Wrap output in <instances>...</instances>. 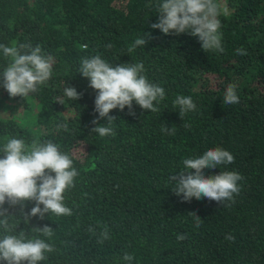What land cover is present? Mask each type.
<instances>
[{"label":"trees","instance_id":"16d2710c","mask_svg":"<svg viewBox=\"0 0 264 264\" xmlns=\"http://www.w3.org/2000/svg\"><path fill=\"white\" fill-rule=\"evenodd\" d=\"M161 2L0 0V44L39 45L54 60L52 77L35 93L10 97L0 87V107L8 111L0 113V148L6 138L26 145L52 141L78 171L75 187L64 194L71 216L45 214L27 224L19 214L13 217L17 231L53 245L55 251L38 264H264V0H219L228 10L219 17L223 53L205 52L187 33L166 35L151 28ZM145 33L152 37L147 44L128 53ZM96 55L113 66L142 63V74L165 90L160 111L142 110L133 102L134 115L125 107L109 113L115 121L99 120L114 135L91 131L98 116L96 91L78 70L83 59ZM8 63L0 50V71ZM229 84L236 86L237 104L223 103ZM66 85L81 98L68 99ZM178 95L196 104L182 119L173 105ZM20 106L34 108L33 125L10 115ZM63 124L67 131L59 127ZM164 125L174 127L175 134L162 132ZM217 147L229 151L234 162L205 168L203 174L239 173L243 179L234 202L183 201L173 193L170 178L186 170L184 159ZM33 206L27 202L25 212ZM3 207L19 212L18 205ZM193 211L200 227L188 214ZM45 225L54 230L51 239L32 230ZM105 227L109 239L99 243ZM182 234L186 238L178 241ZM125 253L134 259L125 261Z\"/></svg>","mask_w":264,"mask_h":264},{"label":"clouds","instance_id":"9594fccd","mask_svg":"<svg viewBox=\"0 0 264 264\" xmlns=\"http://www.w3.org/2000/svg\"><path fill=\"white\" fill-rule=\"evenodd\" d=\"M157 7L159 19L151 28L159 29L166 35L187 33L198 38L205 52H224L219 17L226 15L228 10L219 0H162ZM151 38L150 33H145L128 46L127 52L133 53L138 47H144ZM0 50L9 59L7 66L0 71V87L10 97L22 98L35 93L38 86L46 84L53 75L54 60L51 56H45L39 45L32 47L30 44L13 41L11 46L0 44ZM236 52L238 55H246L243 49H237ZM143 71L142 63H119L113 66L99 55L81 61L78 72L88 78L89 87L96 91L94 112L98 116L92 121L96 127L91 131L101 137L114 135V129L100 126L99 120L105 119L111 123L115 118L109 113L113 109L123 110L125 107L130 115H134L133 102L142 110L152 113L160 111L158 105L165 99V90L150 83L142 74ZM235 89L234 84L227 85L224 104L239 103ZM64 95L76 101L82 93L66 85ZM173 105L178 106L181 119L196 109L190 96L178 95ZM184 126L190 127L188 124ZM59 127L68 130L67 124ZM161 131L174 135L176 130L164 125ZM0 153L3 154V158H0V229L3 231L0 237V261L5 264H38L47 259L46 253L55 251L53 245L44 239L29 237L25 230L17 231L18 224L13 217L19 214L27 224L33 217L43 220L45 214L71 216L73 213L65 206L64 194L75 187L74 180L78 171L73 167L70 156L61 152L60 147L52 141H33L31 145H26L23 139L6 138ZM233 162L234 156L219 147L206 150L198 158L184 159L186 170L170 178L175 184L172 191L186 202L192 198H206L219 205L225 201L234 202V194L240 192L238 181L243 179L239 173L221 171L208 177L203 174L205 168H217ZM27 202H34V206L25 212ZM5 204L9 207L18 205L19 212L9 213L3 207ZM188 214L193 217L195 226L200 227L201 218L194 211ZM32 230L49 239L54 235V230L47 225L32 227ZM88 231L95 234L91 227ZM185 238L183 234L177 236L178 241ZM107 239L109 231L105 227L99 234L98 242L103 243ZM225 239L234 241L235 237L226 235ZM123 259L131 262L134 256L125 253Z\"/></svg>","mask_w":264,"mask_h":264},{"label":"rangeland","instance_id":"374dc122","mask_svg":"<svg viewBox=\"0 0 264 264\" xmlns=\"http://www.w3.org/2000/svg\"><path fill=\"white\" fill-rule=\"evenodd\" d=\"M34 108H23L20 106L17 110L10 115H13L16 119L23 122L25 125L31 126L34 124ZM0 113L3 115H8V111L5 107H0Z\"/></svg>","mask_w":264,"mask_h":264}]
</instances>
